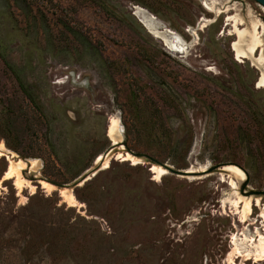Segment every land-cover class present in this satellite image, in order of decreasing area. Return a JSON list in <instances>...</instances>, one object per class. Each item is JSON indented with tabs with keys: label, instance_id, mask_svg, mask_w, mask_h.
Returning a JSON list of instances; mask_svg holds the SVG:
<instances>
[{
	"label": "rangeland",
	"instance_id": "rangeland-1",
	"mask_svg": "<svg viewBox=\"0 0 264 264\" xmlns=\"http://www.w3.org/2000/svg\"><path fill=\"white\" fill-rule=\"evenodd\" d=\"M212 1L214 12L206 0H0V143L16 165L8 175L0 156V264H232L264 235L262 207L242 222L243 201L264 205L262 72L236 59L227 25H256L264 39V7ZM113 118L120 153L184 171L232 165L243 178L157 180L161 166L116 157L102 168Z\"/></svg>",
	"mask_w": 264,
	"mask_h": 264
},
{
	"label": "bare ground",
	"instance_id": "bare-ground-1",
	"mask_svg": "<svg viewBox=\"0 0 264 264\" xmlns=\"http://www.w3.org/2000/svg\"><path fill=\"white\" fill-rule=\"evenodd\" d=\"M212 0H206L204 3V7L210 11L214 12L215 8L213 6ZM215 2V1H214ZM135 15L138 17L139 20H141L147 28L152 32V35L156 37L157 39H162L164 45L166 44L170 49L173 51L178 50V38L172 31L165 29L164 27H158L159 24H156V20L154 16L149 15L145 10H143L140 7L135 8ZM217 13V12H216ZM218 14V13H217ZM233 20V34L236 35V41L232 45V50L235 53L236 59L239 61L243 60H249L251 61L252 65L256 67L260 72H262L261 79L259 80V87L264 88V39L260 35L259 31H257L256 25L252 28H241L243 22H240V20L236 18H227V25H229V22H232ZM169 38V39H166ZM257 53H259V56H257ZM121 132L122 127L118 121V119L113 118L109 127V136L111 137L113 144H120V138H121ZM7 156L10 158V165L8 169V175H13L16 173V165L11 161L12 159V153H8L5 151L4 145L0 143V156ZM111 159V155H108L107 157L100 156L97 161L99 162V165L102 166V168L108 167V160ZM116 159H122V161H131L134 165H137L139 162L143 163L141 159L136 158L130 154L123 155L122 153H119L116 157ZM18 162V160L16 161ZM20 163V162H19ZM18 164V163H17ZM32 165H35V162H32ZM208 168V167H207ZM205 169H202L200 171L195 172H202ZM224 171L228 174H233L238 176L241 180L243 178L242 171L232 165H228L224 167ZM152 172L154 173L156 179H160L163 175L167 174V171L164 168L161 167H152ZM193 172V171H192ZM225 174V173H224ZM189 178H198V177H189ZM224 178V177H223ZM43 188L50 190L52 187L51 185L47 183H43ZM232 186L234 189H237V183H234L232 181ZM233 189V188H232ZM68 192V191H67ZM62 193L66 194L65 191ZM65 196V195H64ZM68 196V195H67ZM68 200L71 203H77L76 198L70 193L68 196ZM241 203V202H239ZM236 206H238V204ZM244 208L242 210V218L244 223L247 222L248 217L252 215L254 206H259L263 208V214L262 218L264 219V205L261 203L260 199H256L255 201H252L251 199H246V201H243ZM258 236L255 238H251L246 242L247 247L242 248V250H236L235 253L231 254L232 264H235V259L244 257L245 261L254 259L255 262L264 261V235L260 233V231H257ZM238 240L235 237L234 242L236 243ZM243 245L244 243H240ZM239 244V245H240ZM257 249V251L255 250Z\"/></svg>",
	"mask_w": 264,
	"mask_h": 264
},
{
	"label": "water",
	"instance_id": "water-1",
	"mask_svg": "<svg viewBox=\"0 0 264 264\" xmlns=\"http://www.w3.org/2000/svg\"><path fill=\"white\" fill-rule=\"evenodd\" d=\"M254 1H256L258 4H260L262 7H264V0H254ZM140 22L149 31V33L152 35V32H150V30L147 28V26L141 20H140ZM155 23L159 24L157 21ZM158 27L161 28L162 26L159 24ZM166 39H169V38H166ZM159 40L163 41L162 39H159ZM165 46L168 49H170L166 44H165ZM119 146H120L119 144H113L111 146V148L103 156L107 157L108 155H111V158L117 157V155L120 153L119 152L120 151ZM122 154L123 155L130 154L136 158L141 159L142 162L145 164H150L152 166L154 164H156L158 166H161L162 168H164L167 171V173H169L171 175L178 176V177H184V178L198 177V178H200L202 176H207L209 174L216 173V172H225L224 171L225 165H218V166H213V167L209 166L206 170H204L202 172H195V171L192 172V171L177 170V169L169 166L168 164L160 163L157 160H154L152 158L146 157V156L141 155V154H136L130 150L124 151ZM16 159H18V157ZM99 168L100 167H98L92 171L87 172L86 175L83 176L80 180H78V182L75 183L74 186L78 187L79 184H83L85 181H89L90 179H92V177L96 176V174L98 173Z\"/></svg>",
	"mask_w": 264,
	"mask_h": 264
},
{
	"label": "trees",
	"instance_id": "trees-1",
	"mask_svg": "<svg viewBox=\"0 0 264 264\" xmlns=\"http://www.w3.org/2000/svg\"><path fill=\"white\" fill-rule=\"evenodd\" d=\"M36 1H41V0H36Z\"/></svg>",
	"mask_w": 264,
	"mask_h": 264
}]
</instances>
